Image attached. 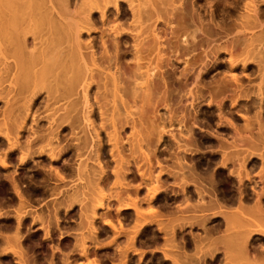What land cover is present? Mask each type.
<instances>
[{
    "label": "bare ground",
    "instance_id": "bare-ground-1",
    "mask_svg": "<svg viewBox=\"0 0 264 264\" xmlns=\"http://www.w3.org/2000/svg\"><path fill=\"white\" fill-rule=\"evenodd\" d=\"M199 1L0 0V173L15 204L1 264L37 263L38 242L26 237L27 252L21 238L34 223L46 264L56 250L60 264H98L90 247L109 244V264L146 257L140 246L157 249L147 264H264V0H216L207 14ZM32 167L42 188L24 190L36 177L24 187L18 169ZM68 178L88 187L57 191ZM34 193L56 199L39 204L47 213L30 208ZM74 202L76 219L58 215ZM190 204L198 214L176 212Z\"/></svg>",
    "mask_w": 264,
    "mask_h": 264
},
{
    "label": "rangeland",
    "instance_id": "rangeland-1",
    "mask_svg": "<svg viewBox=\"0 0 264 264\" xmlns=\"http://www.w3.org/2000/svg\"><path fill=\"white\" fill-rule=\"evenodd\" d=\"M217 1H219V0H217ZM217 1H216V0H213L212 3L206 4V3L204 2V0H200L198 3H199V5H200V7H203V8H200L201 11H202V13H203V14H207V11H208L207 9H210V8H209L210 5L212 6V7L210 6L211 9H214V8H215V5H212V4H215V2L217 3ZM202 3H203V4H202ZM204 4H205V5H204ZM203 5H204V6H203ZM207 5H208V6H207ZM216 5H217V4H216ZM220 6H221V4H220ZM213 7H214V8H213ZM203 9H204V10H203ZM205 9H206L207 11H205ZM206 17H207V16H206ZM196 51H198V50H196ZM202 102H204V101H202ZM201 104L203 105V103H201ZM170 105H171V104H170ZM200 106H201V105H200ZM207 109H208V108H207L205 105L203 106V108H202V106H201V107L199 108V112L201 111L200 114H199V117H202V116H203V118H205L206 116H208V113L210 112V111H209L210 109H209V110H207ZM202 111H203V112H202ZM206 114H207V115H206ZM164 115H165V113L163 114V116H164ZM205 115H206V116H205ZM165 117H166V115H165ZM206 118H207V117H206ZM203 120H204V121H203ZM203 120H200V121H202V122H205V121H206V119H203ZM214 120H215V119H214ZM214 120H213V121H214ZM165 121H166V120H165ZM200 121H199V122H200ZM174 124H175V123H174ZM174 124H172L171 126H176V125H174ZM199 124H200L201 127H206V126H205V125H206V122H205L204 124H203V123L201 124V122H200ZM210 124H211V121H210ZM177 125H178V124H177ZM211 125H212V124H211ZM211 125H210V127H211ZM212 126H213V125H212ZM176 127H178V126H176ZM176 127H171L172 129L174 128L172 132H174V133H175V132H176V133L178 132V130H177ZM210 127L208 126L207 129H209ZM175 128H176V129H175ZM212 128H213V127H212ZM203 129H204V130H207L206 128H203ZM210 129H211V128H210ZM210 129H209V130H210ZM176 130H177V131H176ZM201 148H202V150H203V149H205V151L207 150V148H204V147H201ZM194 152H195V151H194ZM198 154H200L199 156H202L203 154H204V155H209V151L204 153V150H203V152H199ZM201 154H202V155H201ZM204 155H203V156H204ZM163 156H164V155H163ZM163 156H162V157H163ZM187 156H188V155H187ZM166 157H167V154L165 155L164 158H166ZM189 157L191 158L192 156H189ZM167 158H168V157H167ZM167 158H166V159H167ZM190 158H188V159L190 160ZM202 159L204 160L205 158L203 157ZM169 160H170V159H169ZM169 160H166V161L163 160L162 163L164 162V163H165L164 165H166V167H169L170 164H168V163H171V161H169ZM186 160H187V157H186ZM189 160H188V161H189ZM203 160L200 162V164L203 162ZM167 161H169V162H167ZM166 163H167L169 166H167ZM201 165H202V164H201ZM212 166L214 167L215 164L213 165V163H212V165L210 166V167H211V168H210L211 170L213 169ZM154 168H155V167H154ZM30 169H31V170H30ZM27 170H28V171H27ZM27 170L25 169V171H24V169H22V170H21V169H18V172H17V173H18V176H19V175L21 176L20 179H22V177L24 176L23 179L25 178L24 180L27 181V182H22L23 180H20L21 185L24 184V187H25V185H26L28 182L30 183V181H28V180L31 179V178L28 177L29 179H26V176H27L26 174H31V175H28V176L32 177L31 182H32L33 178H35V177H36V178L34 179V181H33L31 184H27V185H26V188H24V190H25V189L27 190L28 188H29V189H30V188H31V189H32V188H38V189H39V188H42V187L39 186V185H42V184H43L41 181H39L40 179L38 178L39 180L35 181V180L37 179V177H39L38 173H37V174H36V173L34 174V172H36L35 168H34V167H32V168H27ZM156 171H157V170H155V172H156ZM32 173H33V174H32ZM153 173H154V171H153ZM2 175H3V174H2ZM2 175H1V173H0V178L3 177V179H0V180H2L0 184L4 183L5 186L3 187V184H2V186H0V189L2 190V192H5V193H4L5 195H6V194L8 195V193H10V192H8L9 184H8V182H7V178L5 177V179H4V176H2ZM22 175H23V176H22ZM165 176H166V175H165ZM166 178H170V177H167V176H166ZM53 179H55V178L53 177ZM53 179H51L52 182L56 181V180L53 181ZM3 180H4V181H3ZM73 180L75 181V178L72 179V181H71V179H70V181H71L70 184H71V185H72V184L76 185L77 188H79V186L82 185V183L84 184V188H85V187H88L87 184H86L84 181H81V182L79 181V182H78L79 184H78V183H77L78 180H77V181H76V184H75V183H72ZM170 180H171V178H170ZM66 181L70 182V181H69V178H68L67 180H65V183H64L63 181H59V180H57L56 182H54V183L57 184V187H59V189H57V191L62 190V189L65 190V188L68 190L69 188L72 187V186H71V187L68 186L69 183L66 182ZM167 181H168V182H167ZM5 182H6V184H5ZM36 182H39V183H42V184H39V183H36ZM57 182H58V183H57ZM60 182H62V183L64 184V185H62L61 188H60L61 185L59 184ZM166 182L168 183V184L166 183L167 185H169V183L171 184V181L169 182L168 179L166 180ZM176 182H178V180L175 181L174 183L176 184ZM22 183H23V184H22ZM34 183H36L37 185H34ZM54 183H53V184H54ZM62 183H61V184H62ZM66 183H67V184H66ZM80 183H81V184H80ZM180 183H181V182H180ZM53 184H51V185H53ZM58 184H59L60 186H59ZM172 184H173V183H172ZM172 184H171V185H172ZM175 184H173L172 186H174ZM65 185H66V186H65ZM78 185H79V186H78ZM85 185H86V186H85ZM171 185H169V186H171ZM177 185H178V184H176V187L174 186V189H175V190H178V188H179V187L177 188ZM187 185H188V184H187ZM37 186H38V187H37ZM63 186H64V187H63ZM169 186H168V187H169ZM172 186H171V188H172V190H173V187H172ZM225 186H226V185H224V187H225ZM5 187H6V189H5ZM7 187H8V188H7ZM21 187H22V186H21ZM67 187H69V188H67ZM3 188H4V189H3ZM79 189H80V188H79ZM106 189H107V188H106ZM106 189H104L103 191L106 192V191H107ZM1 190H0V192H1ZM6 192H7V193H6ZM27 192H28V191H27ZM107 192H108V191H107ZM107 192H106L105 194H107ZM109 193H110V192H109ZM111 193H112V191H111ZM4 194H3V193H0V207H1V208H0V213H1V211H2V214H4V213H5V214H8V213H10V212H11L10 214H13V212H12L11 209H13V207H14L15 204L12 203V201H11V199H10L12 193H10V195H8V196L6 195V197H5ZM34 194H35V195L30 194L31 197H33V198H31L29 195H27V196L30 197V198H28V199H30V201H31V199L33 200L34 198H36V200L39 201V202H36V200L34 199V200H33V202H34L33 205H32V201H31V205H32V206L30 205V208H31L32 210H35L36 212L42 211V209H41V210L39 209V206H40V205L42 206L44 202H47V200L51 202L52 200H50V199H54V198H49V197H53V195H52V196H50V195L47 196L48 193H46V195H44V196H47L48 198H47V197L45 198L43 195L40 196L39 194H36V193H34ZM167 194H168V195H166V197L170 195L169 192H168ZM38 195H39V197H41L42 199H43V197H44L45 199H43V200H42V199H38V198H39V197H37ZM132 195H133V194H132ZM35 196H36V197H35ZM42 196H43V197H42ZM128 196H129V194H128ZM133 196H134V195H133ZM7 197H9V199H8ZM130 197H131V196H130ZM130 197H129V198H130ZM5 198H6V200H5L6 203H9V202L11 201L10 203H12V205H13V204H14V205H13V206H10V204H9V206H8L7 204H5V202H4V203H3V202L1 203V201H3ZM124 198H126V196H125ZM129 198H128V199H129ZM137 198H138V197H136V199H134V200H137ZM169 198H170V196H169ZM169 198L167 197L168 200H169ZM128 199H126V201H128ZM132 199H133V198H131L130 200H132ZM167 199H166V200H167ZM192 199H193V198H192ZM40 200H41V201H40ZM55 200H56V199H54V202H53V201H52V202L55 203ZM134 200H133V201H134ZM166 200H165V201H166ZM177 200H178V199H176V201H177ZM190 200H191V199H190ZM8 201H9V202H8ZM169 201H170V200H169ZM110 202H111L110 204H112V203H113L114 205L116 204L115 201L113 202V200L110 201ZM129 202H132V201H129ZM129 202H128V203H129ZM180 202H182V201H180ZM187 202H189V203H190V202H193V204H194V202H196V200L194 201V199H193V201L191 200V201H187ZM47 203H48V202H47ZM47 203H45V205H43V206H45L44 209L46 208V206L48 207V209H50V208H49L50 206L47 205ZM64 203H65V202H63L62 205H64ZM123 203H126L125 200L123 201ZM159 203H160V202H159ZM161 203H163V201H161ZM178 203H179V200H178ZM39 204H40V205H39ZM49 204H50V203H49ZM51 204H52V203H51ZM113 204H112V207L114 208V210H110V211H109L108 217L111 218V215H112V216L114 215V216H113V219H114V217H115L117 214L115 213V208H116V206H114ZM143 204H145V203H143ZM157 204H158V203H157ZM176 204H177V202H176ZM182 204H183V202H182ZM186 204H187V203H186ZM186 204L184 203L185 206H186ZM1 205H3V207H2ZM34 205H36V206H34ZM52 205H53V204H52ZM52 205H51V206H52ZM67 205H68V203H67ZM67 205H66V206H67ZM141 205H142V204H141ZM145 205H146V204H145ZM145 205H143V208H142L143 210H144V208H145ZM173 205H175V204L173 203ZM178 205L180 206L181 204H178ZM184 205H183V206H184ZM33 206H34V207H33ZM41 206H40V208H43V206H42V207H41ZM59 206H60V205H59ZM187 206H188V205H187ZM7 207H10V208H8V210H7ZM37 207H38V208H37ZM60 207H62V209H61ZM60 207H59L60 209L58 208V215H59V216H60V215H61V216H62V215L64 216L65 214H68L67 212H69V213L71 212V213H70L71 216H67V217L75 218V219H76V216L78 215V212H79V211H77V210H78V202H74V203L71 204L70 207H71V209H72L73 211H72V210H69V211H68V209L66 210V209H65L66 207L64 208V210H66V211H64V210H63V206H60ZM79 207H80V206H79ZM141 207H142V206H141ZM73 208H74L75 210H74ZM156 208H157L158 211H160V212H163V211H164V213L166 212V211H165L166 209L164 210V209H163L162 207H160L159 205H158V207L156 206ZM179 208H180V207H179ZM181 208H182V207H181ZM181 208H180V210H181ZM183 208H184V207H183ZM185 208H186V210H185V209H182V210L186 211V213H185L184 211H183V213H181L182 211H176V212H177V213L180 212L179 215H181V214H183V215L186 214V215H187V213H188V214H192V215H193V214H198V213H197L198 211L195 212L194 210L191 209V208H192V205H191V204H190L188 207H185ZM187 208H188V209H187ZM3 209H4V210H3ZM44 209H43L42 213L44 212ZM48 209L46 208L45 210H48ZM76 209H77V210H76ZM168 209H170V208L168 207ZM172 209H173V208H172ZM13 210H14V209H13ZM38 210H39V211H38ZM7 211H9V212L6 213ZM62 211H63L64 213H63ZM74 212L76 213V215H73V214H75ZM113 212H114V213H113ZM209 212H210V211H209ZM44 213H47V211H45ZM44 213H43V214H44ZM166 213H167V212H166ZM5 214H4L3 216H5ZM10 214H8V215L5 216V217H7V218L1 217V221H0L1 223H0V224H4V223H6L7 221H9V218H10V217L12 218V216H11ZM0 215H1V214H0ZM72 215H73V216H72ZM1 216H2V215H1ZM8 216H10V217L8 218ZM74 216H75V217H74ZM163 216H164V215H163ZM163 216H162L161 218H164ZM165 216H166V215H165ZM166 217H167V216H166ZM3 218H4V220H3ZM115 218H116V217H115ZM5 219H6L7 221H6ZM111 219H112V218H111ZM28 220H29V219H28ZM99 220H100V219H97V221H98V222H96L97 224L100 223ZM3 221H5V222H3ZM100 221H101V220H100ZM2 222H3V223H2ZM27 222L29 223V221H27ZM102 222H103V221H102ZM115 222H116V221H115ZM115 222H114V223H115ZM28 223H26V224H28ZM36 223H37V222H36ZM37 224H38V223H37ZM37 224L34 223V225H32V226H33V227H34V226H39V224H38V225H37ZM101 225H102V223H101ZM101 225H99V227H101ZM1 226H3V227H2L3 230H2V228H1ZM126 226H127V225H126ZM5 227H6V226H4V225H0V231L2 230V232H5V233H3V235L6 234V236H10L11 234H7V232L5 231V230H6ZM27 227H28V225H26V228H27ZM33 227H32V228H33ZM26 228L24 229V231H23V229H22V231H21V238H24V239H22V244H23V245L26 244L25 246H28L27 244H28L29 242H31V241H29V240H31L32 237H33L34 239H33L32 241H33V242L36 241V242H34V244H36V243L38 242V243L36 244V247H34L35 245H34V246H33V245L30 246V248L33 246V247H32V248H33V251H35L37 248H38V249H39L40 247L42 248L43 246H44V248L47 247L48 249H47V248H46V249L51 251V253L49 252V253H50V254H49L48 251H47L46 249H44V248L41 249V248H40L39 250H40L41 252L38 251V249H37L36 251H38V254H37V252H36V253L34 252V253H35V256H33V255H34L33 252H32L33 255H31V253H28V254H29L32 258H36V260H37L36 262H37V263L41 262V261H39V260H42V261L44 260V257H43V256H45V257L48 256V257H46V258L49 259V256H51V254H52V250H51L52 248H51L50 246H46L47 243H49V242L46 243L45 241H42V240H43V239H42V237H43L42 234H43V233H41V229H39V228L36 229V227H34V228H33L34 230H33L32 228L28 230V229H26ZM7 229H9V228H7ZM35 229H36L37 231L40 230V231H39L40 233L37 232ZM55 229H56L55 227L52 228V231H53L52 236H53V238H55L54 240H53V238H52V240H53V244H55L56 242H59V241H58L59 239L57 238V237H59V235L57 234L58 231H57V229H56V230H55ZM67 229H68V228H66V230H67ZM196 229H197V228H193V229H192V230H194L193 232H196V231L198 230V229H197V230H196ZM26 230L29 231V232H30V230H32V231H31L30 234L28 235L29 232H27ZM69 230H70V229H69ZM74 230H75V229H74ZM11 231H12V229H9V232H11ZM76 231H77V230H76ZM199 231H200V229H199ZM199 231H197V232H199ZM23 232H24V233H23ZM33 232H34V233H33ZM22 233L25 234L26 236L22 235ZM147 233H148L147 235L150 236V231H148ZM1 234H2V233H1ZM33 234L38 235V236L41 235V237H40V238H41V242H40V238L37 237V236H34ZM53 234H54V235H53ZM27 235H28V236H27ZM102 235H104V234L102 233ZM102 235H100V236H102ZM22 236H24V237H22ZM30 236H32V237H30ZM26 237H27V238L30 237L31 239H27ZM102 237H103V236H102ZM102 237H101L102 241H105V240H106V241H107V240L110 241V240H111V237H110V239H109L108 236H106L108 239H105L106 237H105V238H102ZM35 238H36V239H35ZM37 238L39 239V241H38ZM57 239H58V240H57ZM25 240H26V241H25ZM27 240H28L29 242H27ZM99 241L101 242V240H99ZM25 242H26V243H25ZM39 242H40V243H39ZM42 242H44V243H42ZM54 242H55V243H54ZM100 242H99V243H100ZM8 243L10 244L11 241H9ZM31 243H32V242H31ZM31 243H30V244H31ZM51 243H52V242H50V244H51ZM101 243L109 244L108 241H107V242H101ZM3 244H4L3 246H5V247L7 246V242H6V243H3ZM9 244H8V245H9ZM30 244H29V245H30ZM38 244H39V247H38ZM40 244H41L42 246H40ZM44 244H45V245H44ZM1 245H2V244H1ZM10 245H11V244H10ZM10 245H9V246H10ZM48 245H49V244H48ZM61 245H62V244H61ZM99 245H100V244H99ZM102 245H103V244H101V246H102ZM109 245H111V244H109ZM109 245H107V248H105L106 245H105V247H104V245H103L104 248L101 247L102 249L99 247L100 250H99V248H98V250H97V249H95V248H92L93 246H91V247H90V250H89V253H88V259H87V260H88V261H92V260H93L92 257H93V258H95L94 260H96V259L98 258V262L96 261V263H98V264H100V263H102V264H106V263L109 264V263H108V262H109V261H108V258H106L107 260H106L105 258H103V257H105L104 255H106V253H108L109 255H110V253H111V254H114V251H113L114 249L112 248V245H111V247H110ZM119 245H120V244H119ZM3 246H2V247H3ZM9 246H7L6 249H7ZM11 246H12V245H11ZM14 246H15V245H14ZM14 246H13V248H14ZM25 246H24V247H25ZM45 246H46V247H45ZM5 247H3V248H5ZM145 247L148 248V246H140V248H142V250H144V249L146 250V251H144V252H145L144 254H146V257H144L145 255H144V256L142 255L143 258L141 257L142 259L140 258V260H139V261L141 262V264H147L146 262H148V259H149V258H148L149 253H150V252H154V250H157V249H155V248H152L151 251H150L149 248H150L151 246H149V248H148L149 251H147V248H145ZM186 247H188V245H187ZM10 248H11V247H10ZM26 248H27V252H29V251L31 252V251H32V248L29 249V246L26 247ZM34 248H35V250H34ZM49 248H50V249H49ZM188 248H189V247H188ZM190 248H191V247H190ZM0 249H1V247H0ZM8 249H9V248H8ZM8 249L6 250L7 252L11 251L10 249H9V251H8ZM94 249H95V251L97 250V251H96L97 253L94 252ZM153 249H154V250H153ZM186 249H187V248H186ZM28 250H29V251H28ZM43 250H44V251H43ZM45 250H46V251H45ZM65 250H67V248H66ZM103 250H104V251H103ZM152 250H153V251H152ZM187 250H188V251H189V250L191 251V249H187ZM3 251H4V249H3ZM3 251L1 250L2 253H1V252H0V253L3 254ZM42 251H43V252H42ZM112 251H113V253H112ZM45 252H46V253H45ZM93 252L96 254L95 256H94V253H93ZM105 252H106V253H105ZM5 253H6V252H5ZM10 253H11V252H10ZM10 253H7L8 255L4 256L6 259H4V257H0V258H2V259H0V264H1L2 262H4V261H5V263H6L7 259H9V258L11 257V256L9 255ZM39 253H45L46 255H45V254H44V255L42 254V256H41ZM47 253H48L49 255H48ZM55 253H56V254H57V253L59 254V252H57V250H56V252H53V255H54ZM101 253H102V254H101ZM103 253H104V254H103ZM1 254H0V255H1ZM56 254L54 255V256H55V257H54V260L57 262V264H60V262L57 261V260H58V257H57V259H55L56 256H57ZM108 254H107V255H108ZM38 255H40V257H39ZM158 255H159V254H158ZM58 256H59V255H58ZM96 256H97V257H96ZM38 257H39V258H38ZM42 257H43V259H42ZM73 257H75V259H73ZM101 257H102V260H101ZM46 258H45V259H46ZM71 258H72V260L75 261V262H73V261L71 260L73 264L80 263L81 261L84 262V260H85V259H82L81 257L78 258L77 256H72ZM77 258L80 259V261H79ZM147 258H148V259H147ZM3 259H4V260H3ZM144 259H146V262L143 261ZM1 260H2V261H1ZM10 260H11V259H10ZM100 260H101V261H100ZM103 260H104V261H103ZM105 260H106V261H105ZM130 260H131V262H132V263L130 262V264H135V262L138 261L137 259H136L137 261H135L134 259H130ZM133 260H134V261H133ZM141 260H142L144 263H142ZM44 261H45L44 264H46V263H47V259L44 260ZM78 261H79V262H78ZM99 261H100V263H99ZM113 261H114V260H113ZM139 261H138L136 264H140ZM153 261L155 262V261H158V260H156V259L154 260V259H153L152 262H150V263L153 264ZM11 262H13V260H11ZM83 262H81V263L84 264V263L86 262V260H85L84 263H83ZM5 263H3V264H5ZM9 263H10V261H9ZM9 263H7V264H9ZM37 263H36V264H37ZM81 263H80V264H81ZM150 263H149V264H150ZM155 263H156V262H155ZM166 263H167V262H166ZM156 264H157V263H156Z\"/></svg>",
    "mask_w": 264,
    "mask_h": 264
},
{
    "label": "flooded vegetation",
    "instance_id": "flooded-vegetation-1",
    "mask_svg": "<svg viewBox=\"0 0 264 264\" xmlns=\"http://www.w3.org/2000/svg\"><path fill=\"white\" fill-rule=\"evenodd\" d=\"M199 140L202 141V139H199ZM199 140H198V145H199V147H200L201 145L203 146L204 143L202 142V143H203V144H202ZM200 143H201V144H200ZM202 146H201V147H202ZM201 147H200V150L203 152V150L201 149ZM200 150L198 149L196 152H193V153L195 154V156L193 155V153L188 154L189 156L191 155V156L193 157V158H190V159H191V160H190L191 162L188 161V163H189V162H190V163H193V161L197 158L198 153L200 152ZM199 157H202V156H199ZM199 157H198V159H197L198 161L195 160L194 163H196V162L199 163L200 161H202V158H203V157L201 158V160H199V159H200ZM203 162H204V161H203ZM203 162H202V165H203ZM194 163H193V164H194ZM197 163L195 164L196 166L198 165ZM195 165H194V166H195ZM199 166H200V164H199ZM196 168H197L196 170H198V166H197ZM199 168H201V167H199ZM199 171H201V170L199 169L197 172H199ZM191 190L193 191L192 187L190 188V193H193ZM190 195H191V194H190ZM193 195H194V193H193ZM193 195H192V198H195V197H193ZM194 196H195V195H194Z\"/></svg>",
    "mask_w": 264,
    "mask_h": 264
}]
</instances>
